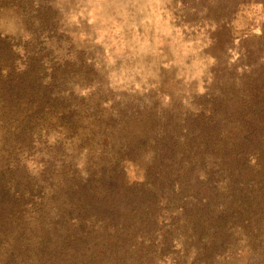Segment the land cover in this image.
Wrapping results in <instances>:
<instances>
[{
  "label": "rangeland",
  "instance_id": "1",
  "mask_svg": "<svg viewBox=\"0 0 264 264\" xmlns=\"http://www.w3.org/2000/svg\"><path fill=\"white\" fill-rule=\"evenodd\" d=\"M0 38L13 45L18 69L26 56L37 59L40 82L50 88L52 67L67 63L69 78L54 84L51 95L78 112L73 135L56 111L34 130L27 150L0 146V169L12 174L13 198L21 171L41 186L13 212L9 240L23 225L27 233L50 222L60 203L50 195L53 186L112 162V150L101 152L103 137L89 131L93 111L113 130V143L119 133L141 134L156 116L198 111L211 96L238 107L257 95L264 111V0H0ZM131 162L143 179L147 155ZM178 212L172 207L162 214L165 223L155 229L145 259L124 264H264V215L249 223L231 217L223 243L206 252L210 234L197 240L176 219ZM164 235L173 241L165 244ZM8 248L0 244V264Z\"/></svg>",
  "mask_w": 264,
  "mask_h": 264
},
{
  "label": "trees",
  "instance_id": "2",
  "mask_svg": "<svg viewBox=\"0 0 264 264\" xmlns=\"http://www.w3.org/2000/svg\"><path fill=\"white\" fill-rule=\"evenodd\" d=\"M12 48L0 38V146L27 150L34 130L56 111L73 135L78 127L76 108L64 97L51 95L54 84L69 78L68 64L52 67L50 88L40 82L37 59L26 56L24 68L18 69ZM256 96L238 107L211 96L198 111H184L178 118L156 116L144 124L141 134L127 137L128 131L125 135L118 131L117 143L110 141L113 130L93 111L89 131L103 137L101 152L112 150V162L53 186L50 195L60 203L50 222L28 227L27 233L23 225L12 240L7 237L13 212L41 186L21 171L15 179L18 196L13 198L12 174L0 169V244L6 241L9 246L3 264H124L126 259H145L162 214L172 207L179 211L176 219H183L197 240L210 234L206 252L223 243L231 217L247 223L256 214L263 218L264 111L256 106ZM120 129L125 130L126 123ZM89 153L90 149L86 158ZM144 155L148 157L144 178L125 185L119 162ZM47 166L44 162V178L51 176ZM165 236L166 244L171 236Z\"/></svg>",
  "mask_w": 264,
  "mask_h": 264
},
{
  "label": "water",
  "instance_id": "3",
  "mask_svg": "<svg viewBox=\"0 0 264 264\" xmlns=\"http://www.w3.org/2000/svg\"><path fill=\"white\" fill-rule=\"evenodd\" d=\"M118 171H120L121 176L123 178V182L125 183V185H130L132 183H139L141 180H139V178L137 179L135 174H134V168L132 165V162L130 160L127 159H123L119 162L118 167H117ZM160 224L165 223L164 221V217L161 218ZM171 241H173V236H171L170 238L167 239L166 243H170Z\"/></svg>",
  "mask_w": 264,
  "mask_h": 264
}]
</instances>
